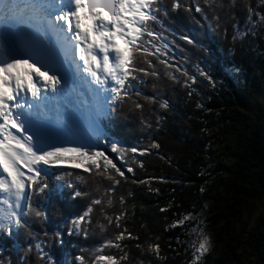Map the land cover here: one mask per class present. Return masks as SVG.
I'll return each mask as SVG.
<instances>
[{
  "label": "trees",
  "instance_id": "1",
  "mask_svg": "<svg viewBox=\"0 0 264 264\" xmlns=\"http://www.w3.org/2000/svg\"><path fill=\"white\" fill-rule=\"evenodd\" d=\"M224 1L177 0L180 7L173 10L172 0H162L167 15L158 13L161 22L152 29L161 34L154 43L164 54H158L159 59L147 56L151 66L137 59V66L149 74L134 73L136 88L129 89L130 98L111 104L110 115L101 123L107 149L116 142L125 150L146 151L142 155L124 151L121 161L106 151L127 177L116 176L120 183L115 185L71 165L56 167L49 183L68 173L64 179L73 187H64L52 198L34 194L40 198L35 208L44 211L46 219L30 214L27 226L12 236L0 233V264H46L35 248L37 242L56 260L78 264L76 255L91 260L88 255L94 258V249L105 240L119 247L104 248L102 254L118 259L127 255L119 264L240 261L241 236H231V225L242 216L250 217L264 199V0L232 5L231 0ZM185 36L192 43L182 39ZM153 71L156 76L150 74ZM134 102L142 107L135 108ZM165 102L167 107H161ZM153 143L159 147H151ZM108 187L113 191L106 192ZM75 190L86 195L73 198ZM94 198L101 204L92 205L88 237L68 235V222ZM209 210L213 223H224L230 240L218 257L207 255L195 263L194 223ZM184 216L188 217L184 223L175 225ZM57 230L63 243L56 242ZM119 233L124 238L116 241ZM251 234L255 264H264V225ZM149 245H158L159 253Z\"/></svg>",
  "mask_w": 264,
  "mask_h": 264
},
{
  "label": "snow or ice",
  "instance_id": "2",
  "mask_svg": "<svg viewBox=\"0 0 264 264\" xmlns=\"http://www.w3.org/2000/svg\"><path fill=\"white\" fill-rule=\"evenodd\" d=\"M178 7L177 0H172L171 8ZM196 11L201 9L197 7ZM158 13L167 15L162 0H0V28L5 34L0 43V233L12 236L15 230L27 226L30 214L46 219L44 211L33 207V193H44L52 198L64 187H73L64 179L68 173L56 176V183L50 184L49 168L71 165L103 176L113 185L120 183L116 176L127 179L105 151L94 147L107 142L97 121L94 120L89 129L87 143L62 141L59 126L69 127V120L59 114L53 115L45 101L47 93L61 91L62 81L66 80V73L62 72L68 64L77 74L86 73L91 78L88 81L90 87L104 101L97 108V115L107 117L109 98L112 104L130 98L129 89L136 88L134 73L145 72L137 66V59L141 58L151 66L147 56L159 59L158 54H164L154 43L161 35L152 29L153 24L161 22ZM25 31L33 32L41 43L17 41L15 37ZM50 32L56 34L61 44L59 56L42 47V38ZM182 39L192 43L186 36ZM167 47V44L162 45L164 49ZM150 74L157 75L155 71ZM191 79L195 82V77ZM135 94L139 96L140 91ZM145 99L151 102L153 98ZM134 106L142 107L138 102H134ZM160 106L167 107V104ZM110 147L113 153L140 151L142 155L146 151L136 147L125 150L116 142ZM151 147L159 145L153 143ZM127 171L132 172V168ZM76 179L83 181L84 178L76 176ZM112 191V187L106 189L108 193ZM71 195L75 198L86 193L75 190ZM107 202L111 204L110 197ZM99 204L101 199H92L82 214L72 218L67 226L68 235L82 234L87 238L89 229L86 226L91 223L92 205ZM187 218L184 216L175 221V225H182ZM116 219L119 220V216ZM100 227L103 231L104 226ZM54 236L57 243H63L61 231L57 230ZM128 236L131 238L130 233ZM123 238L124 233H119L115 240ZM112 247L118 248L119 244L105 240L94 249L93 259L86 261L84 255H76L74 259L78 264H119V259L127 258L126 254L119 259L102 254L104 248ZM193 247L200 255L207 253L209 237L201 231L198 239L193 241ZM35 248L46 264H65L42 248L41 243L37 242ZM149 248L159 253L158 245H149ZM31 249L29 244L27 251ZM199 258V255L195 256V259Z\"/></svg>",
  "mask_w": 264,
  "mask_h": 264
},
{
  "label": "rangeland",
  "instance_id": "3",
  "mask_svg": "<svg viewBox=\"0 0 264 264\" xmlns=\"http://www.w3.org/2000/svg\"><path fill=\"white\" fill-rule=\"evenodd\" d=\"M201 2L203 0H200ZM227 1V0H225ZM224 1V3H225ZM239 1V3L244 2L246 3V0H231V4H234V2ZM221 3L222 0H208L207 3L209 4H213V3ZM228 2V1H227ZM229 3V2H228ZM224 11V10H223ZM225 18V16H224ZM64 118H69V123L70 126H74L75 122H73V118L71 116L68 115H64ZM102 116H99V118ZM64 139L63 140H68V143L71 144H80V143H87V141L83 140V138H81V134L78 133V136L80 138H78V142L76 139H73V136H71V140L68 138V135H64L62 134ZM61 133H59V136L62 137ZM94 147L98 148V149H102L103 151L109 150L106 148V145H104L103 143H98L95 144ZM110 155H112L117 161H121L120 157H122L123 153L122 152H116L113 153L111 151V149L109 150ZM114 162V161H113ZM235 160H230V163H234ZM48 172L50 174H52V168L48 169ZM50 178V177H49ZM35 193H33L32 195V200L31 203L33 205V207L35 208V203L38 199H40L37 196H34ZM25 203H27V201H25ZM213 213L209 210L206 212V214L204 215V217L202 219H200L197 223L195 222V229H194V237H193V241H196L198 239V234L202 231L205 235H207L209 237L210 240V247L207 253L200 255L199 253H196L195 251V247H194V254L193 256V261L195 263L201 262L203 261L207 255H211L212 257H218V255H220L222 252H225L227 250V242L230 240L229 237L226 235V229L224 226V223H213V221L211 220ZM213 218V217H212ZM264 218V199L257 205L256 209L254 210V212L252 213V215L250 217L248 216H242L240 217V219L237 221V223L232 224L231 227L233 229V234L231 236H233L234 238H238L239 236H241L240 239V249L238 251V254H240V261L238 263L235 264H255L257 257L254 255V250L252 248V234L251 232L253 230H255L256 228H258L261 225H264L261 222V219ZM191 221H193V219H190ZM198 246V245H197ZM199 255L200 258L197 260L195 259V256ZM89 257H91L93 259L92 255H88ZM90 260L89 258H86V261Z\"/></svg>",
  "mask_w": 264,
  "mask_h": 264
},
{
  "label": "bare ground",
  "instance_id": "4",
  "mask_svg": "<svg viewBox=\"0 0 264 264\" xmlns=\"http://www.w3.org/2000/svg\"><path fill=\"white\" fill-rule=\"evenodd\" d=\"M46 36H53V40H55L58 44H60L58 42V37L56 36V34L50 32ZM4 38H5V34H4L3 30H2V28H0V43L3 42ZM69 47H71V46H69ZM79 75H81L82 80H80V78L78 77V80H77L78 83H76V84L78 85L80 83H84V85L79 88V91H82V92L78 93L79 97L81 96L82 100H81V98L80 99L79 98H75V99H76V102L80 106H75L74 108H72V102H71L70 98L68 97L67 92H69V90L72 92L71 88L73 89L76 86V84H74V86H73L66 79L65 81H62L61 91L58 92V93H60L62 95V101L59 102L62 105H61V108L58 109V111L56 113L59 114L62 118H64L63 117L64 115L71 116L73 118V122H75V125L72 126V127L71 126L65 127L63 125H60L59 127H60L61 131L59 133H61V135L62 134H64V135L71 134V136H73V139L77 140L78 138H80L78 136V133H80L81 136H82L81 138H83L84 141L85 140L87 141L88 132L85 133L86 124H89L90 120H89L87 112H86V110H84L85 108H83V106L91 104V101H89L88 99L90 97L93 98L94 97L93 94L95 92L92 90V87H90L89 82L87 83V81H85L86 79L90 80L91 78L87 77L86 73H80ZM85 76H86V78H85ZM86 83H87V86H86ZM89 87L91 88L93 94H90ZM68 88H70V89H68ZM66 90H67V92H66ZM48 95H50V96L48 97L47 100H48V102H51L49 99H51L50 98L51 95H54V94L49 92V93H47V96ZM103 103H104V101H103ZM108 104H109V108H108V113L109 114L108 115H110V110H111V107H112L110 98H109ZM55 111H56V109H55ZM51 113L53 115H56L55 112H51ZM62 126L65 128V130H63ZM84 134H85V136H83ZM62 138H64L63 135H62V137L59 136V139L64 141ZM77 142H78V140H77ZM55 170H56L55 168H52V172L53 173H55Z\"/></svg>",
  "mask_w": 264,
  "mask_h": 264
},
{
  "label": "water",
  "instance_id": "5",
  "mask_svg": "<svg viewBox=\"0 0 264 264\" xmlns=\"http://www.w3.org/2000/svg\"><path fill=\"white\" fill-rule=\"evenodd\" d=\"M17 41L19 42H28L33 41L35 43H41V40L39 37H37L33 32L31 31H25L20 34H18L16 37ZM42 47L51 50L53 53H55L57 56L60 55V46L55 40L47 41L45 37L42 38ZM66 73V77L69 79L71 83H74L76 81V75L75 72L68 68L67 64L64 65V69L62 74Z\"/></svg>",
  "mask_w": 264,
  "mask_h": 264
}]
</instances>
